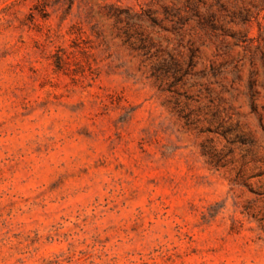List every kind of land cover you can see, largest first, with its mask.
I'll use <instances>...</instances> for the list:
<instances>
[{"label": "rangeland", "instance_id": "rangeland-1", "mask_svg": "<svg viewBox=\"0 0 264 264\" xmlns=\"http://www.w3.org/2000/svg\"><path fill=\"white\" fill-rule=\"evenodd\" d=\"M0 264H264V0H0Z\"/></svg>", "mask_w": 264, "mask_h": 264}]
</instances>
